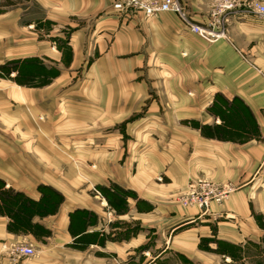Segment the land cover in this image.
Instances as JSON below:
<instances>
[{
    "label": "crops",
    "instance_id": "0c3cea01",
    "mask_svg": "<svg viewBox=\"0 0 264 264\" xmlns=\"http://www.w3.org/2000/svg\"><path fill=\"white\" fill-rule=\"evenodd\" d=\"M33 1L25 26L0 12V184L62 201L21 225L0 214V264H264V19L180 0L210 39L114 0ZM31 59L20 85L10 67ZM236 106L258 134L219 135ZM199 180L233 190L203 213L179 201Z\"/></svg>",
    "mask_w": 264,
    "mask_h": 264
},
{
    "label": "built area",
    "instance_id": "2783aa9c",
    "mask_svg": "<svg viewBox=\"0 0 264 264\" xmlns=\"http://www.w3.org/2000/svg\"><path fill=\"white\" fill-rule=\"evenodd\" d=\"M112 8L119 14L136 15L141 14L145 18H151L161 13H172L176 15L191 32L203 35L207 38H215L216 34L193 24L187 13L186 6L180 0H114ZM239 8L243 11L254 13L264 19V5L257 1L237 3L235 0H224L220 6L221 13ZM264 120V114H263ZM229 185H214L205 180L190 183L187 192L179 199L183 206L195 205L203 213L208 212L211 203L220 204L221 201L232 191ZM100 195L98 191H95ZM16 257H31L34 250L30 245L19 244L13 250Z\"/></svg>",
    "mask_w": 264,
    "mask_h": 264
},
{
    "label": "trees",
    "instance_id": "16d2710c",
    "mask_svg": "<svg viewBox=\"0 0 264 264\" xmlns=\"http://www.w3.org/2000/svg\"><path fill=\"white\" fill-rule=\"evenodd\" d=\"M22 9L21 23H30L39 19L43 12L41 8L33 0H21L20 3H14L13 1L6 0L0 3V12L7 11L14 8ZM24 18H26L24 20ZM23 19V21H22ZM43 69V66L40 67ZM37 62L33 59L23 60L21 62L14 63L10 70L16 72L15 81L20 85H35L34 78L40 69ZM42 72V70H41ZM43 82H47L46 80ZM41 192V200L39 202H34L29 198L25 197L21 193L1 190L0 184V214H7L14 218L15 226L24 223L27 215H32L35 213L46 215L54 213L62 201V196L56 191L41 187L39 189ZM101 189V194L107 198L113 196L114 198H119L126 194L124 191L119 189Z\"/></svg>",
    "mask_w": 264,
    "mask_h": 264
},
{
    "label": "rangeland",
    "instance_id": "374dc122",
    "mask_svg": "<svg viewBox=\"0 0 264 264\" xmlns=\"http://www.w3.org/2000/svg\"><path fill=\"white\" fill-rule=\"evenodd\" d=\"M3 1H6V0H0V3H2ZM10 1H13L14 3H20L21 0H10ZM26 18H24L25 20ZM23 21V19H22ZM19 25L21 26H25L27 25L26 23H21V19L19 21ZM236 107H238L236 109ZM235 107V110L233 111V114L232 116L234 117H231L230 115H227V118H224V122L227 123V127L228 129H224L225 126H223L222 128L218 129L217 132L219 133V135L221 133L224 134H227L229 136H244L245 137V132L249 133V134H258V126L256 124H254V122L252 121L253 120V116H249L251 119H249L247 121L248 125H245V110L241 109L239 106H236ZM232 110L229 111V113L231 112ZM242 113V115H241ZM264 114V112H263ZM263 117V116H262ZM241 123H243V125H241ZM247 128V129H246ZM244 134V135H242Z\"/></svg>",
    "mask_w": 264,
    "mask_h": 264
}]
</instances>
